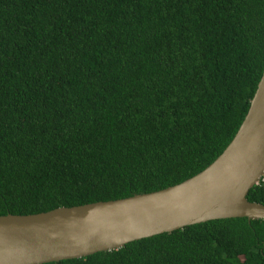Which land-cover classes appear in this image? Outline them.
Listing matches in <instances>:
<instances>
[{"label":"trees","instance_id":"16d2710c","mask_svg":"<svg viewBox=\"0 0 264 264\" xmlns=\"http://www.w3.org/2000/svg\"><path fill=\"white\" fill-rule=\"evenodd\" d=\"M264 0H0V215L177 184L239 128ZM246 198L264 204V180ZM43 264H264V219H213Z\"/></svg>","mask_w":264,"mask_h":264},{"label":"water","instance_id":"95a60500","mask_svg":"<svg viewBox=\"0 0 264 264\" xmlns=\"http://www.w3.org/2000/svg\"><path fill=\"white\" fill-rule=\"evenodd\" d=\"M263 173L264 68L235 135L204 169L156 191L0 215V264L80 258L213 219H264V204L246 198Z\"/></svg>","mask_w":264,"mask_h":264},{"label":"built area","instance_id":"2783aa9c","mask_svg":"<svg viewBox=\"0 0 264 264\" xmlns=\"http://www.w3.org/2000/svg\"><path fill=\"white\" fill-rule=\"evenodd\" d=\"M259 180H264V173L262 174V176L260 177ZM259 180H258V182H259Z\"/></svg>","mask_w":264,"mask_h":264}]
</instances>
